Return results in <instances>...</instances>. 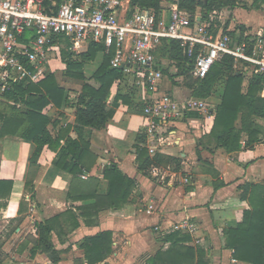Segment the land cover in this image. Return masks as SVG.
Listing matches in <instances>:
<instances>
[{"label":"crops","instance_id":"1","mask_svg":"<svg viewBox=\"0 0 264 264\" xmlns=\"http://www.w3.org/2000/svg\"><path fill=\"white\" fill-rule=\"evenodd\" d=\"M253 2L234 0L230 22L223 24L226 32L231 35L264 32V12L254 9ZM238 5L246 10L237 8ZM173 9L162 7L160 15L168 18ZM86 66L84 74L89 77L99 65L89 73ZM163 78L155 92L139 87L137 103L144 106L163 94L179 103L199 100L183 86L182 77L174 78L175 84ZM66 87L71 90L67 92L71 101L78 87ZM119 87L122 93L127 91L123 83ZM208 101L218 102L214 97ZM208 101L204 102L209 104ZM214 111L215 106L207 111L186 112L166 128L160 134L163 141L158 143L157 151L180 158L181 172L160 170L157 175L151 172V177H147L137 170L134 149L137 136L145 134V118L142 113H129L126 106H119L106 130L93 131L91 135L90 151L95 163L86 179L81 176L73 179L53 167L54 153L45 149L43 161L32 177V193L25 188V181L29 177L28 160L34 151L33 144L16 137L0 139V181L12 183L5 207L0 206V260L3 264H86L84 251L80 249L83 240L111 233V252L97 264H146L166 247L164 238L178 233L189 237L185 246L201 250L207 264H245L234 260L232 251L226 247L224 232L235 227L248 209L247 202L240 200L241 187L264 185V137L251 148L235 153L215 148L214 142L208 141ZM74 112L72 107L61 110L48 107L45 113L56 123L49 131L56 135L72 126ZM257 122L264 126V121ZM69 137L75 138L73 131ZM112 164L134 181L128 202L121 209L101 211L88 225L77 218L78 225L74 226L70 215L77 216L78 207L93 204V176L98 182L95 194L106 195L108 183L102 172ZM3 202L0 200V204ZM47 220H54L52 255L32 251L38 239L36 226ZM182 220L194 223L197 229L194 235L171 231Z\"/></svg>","mask_w":264,"mask_h":264},{"label":"trees","instance_id":"2","mask_svg":"<svg viewBox=\"0 0 264 264\" xmlns=\"http://www.w3.org/2000/svg\"><path fill=\"white\" fill-rule=\"evenodd\" d=\"M161 2L131 0L132 5L152 9L157 16L162 10ZM172 4L186 15L191 25L197 18L204 22L210 13L235 6L234 0H172ZM253 8H264V0H254ZM218 29L213 30V36ZM241 29L244 30L243 27ZM223 32H226V28H223ZM154 52L176 69L175 73L162 70V77L168 78L173 84L176 83L173 82L174 78L182 77L183 86L191 91L195 99L208 101L217 98L213 124L208 135V141L214 142L215 148L230 154L260 142V138L264 137V126L257 121H264V98L260 96L264 75H251L244 87L242 71L234 68L230 57H224L210 68L204 78L194 79L191 75L193 58L185 55L179 41L164 39ZM98 54L102 57L101 63L86 77L85 66L92 64ZM60 58L63 64L60 81L55 73L50 72L37 84H19L0 96V139L16 137L34 146L28 160L29 177L25 181V188L31 193L32 177L43 161L45 149L54 153L51 160L53 167L71 175L73 179H79V176L91 172L95 163V157L90 151L93 131L104 132L119 106H126L129 113H142L143 104L136 101V89L128 88L127 76L121 69L111 68L110 55L104 53L101 44L90 43L87 50L79 54L71 52L66 44V48L60 50ZM122 83L127 87L125 93L119 89ZM67 85L78 87V90L73 91L75 98L71 101L67 96V92L71 91ZM48 107L56 110L74 108V124L53 135L49 127L56 123L45 113ZM70 131L75 134L74 139L69 137ZM146 139V134H139L134 145L139 173L151 177L154 168L181 172L180 158L159 153L150 156ZM155 144L152 142L149 145ZM102 177L108 183L106 195L95 194L98 182L93 176V204L78 207L77 216L70 215L74 226L78 225L77 218L88 225L92 223V217L96 218L101 211H115L128 202L134 188L133 180L123 175L114 164L106 167ZM11 184L9 181H0V200L4 201L1 207L6 205ZM240 200L247 202L248 209L243 212L235 227L225 230L226 247L232 251L234 260L240 263L264 264V185L242 186ZM54 220L36 226L38 239L32 248L33 252L40 250L45 254L55 253L51 242ZM163 241L166 247L149 258L146 264H207L201 250L185 246L184 243L189 241L187 235L174 233ZM111 244V233L85 238L80 249L84 251L86 264H97L106 259L111 252ZM0 264H3L2 260Z\"/></svg>","mask_w":264,"mask_h":264},{"label":"built area","instance_id":"3","mask_svg":"<svg viewBox=\"0 0 264 264\" xmlns=\"http://www.w3.org/2000/svg\"><path fill=\"white\" fill-rule=\"evenodd\" d=\"M213 15L216 12H212ZM214 17L192 25L174 8L168 18L152 9L132 5L131 0H0V96L19 84H37L49 71V52L63 41L75 54L90 43L101 44L110 55L109 64L136 79L138 88L153 92L163 80L154 67L153 51L164 39L176 40L187 57L193 58L191 75L202 79L224 57L235 69L264 75V32L230 35L218 29L213 36ZM264 98V85L260 93ZM207 111L202 100L177 102L163 94L144 104L145 134L150 156L163 141L160 134L189 111ZM157 175L160 170L152 169ZM86 179V174L81 175ZM196 226L182 220L172 228L194 235Z\"/></svg>","mask_w":264,"mask_h":264},{"label":"rangeland","instance_id":"4","mask_svg":"<svg viewBox=\"0 0 264 264\" xmlns=\"http://www.w3.org/2000/svg\"><path fill=\"white\" fill-rule=\"evenodd\" d=\"M161 4H163L162 5L163 8H173L172 1L162 2ZM236 7L246 10V8H243L240 5H238ZM232 9L233 8L225 7L223 9H221L220 11H215L216 12L215 15L210 13V15H212L214 17V23H213V28H212L211 33L213 32V30H215V28L216 29H218V28L223 29V24L230 22L231 13L229 11H231ZM260 9L262 10V12H264V8H260ZM63 42L64 43H62L57 49L50 50V52H49V65H50V67H49L48 73H50V72L55 73L56 77L59 81H60V73H61L62 68H63V64H62L61 58H60V50L65 49L66 44H68V42L66 40H64ZM101 58H102L101 55L98 54L96 59H95V62L92 64H88L86 66L87 73H89V71H92L93 68H95L99 65ZM153 64H154V67L161 72V74H162V70H168V72H172V73L175 72L173 65L170 62H168L167 60L162 59L159 56V54H157L156 52L153 53ZM242 72L244 74L243 86L245 87L248 83L249 78H250V71L248 70L246 72H244V71H242ZM126 84H127L128 88L136 89V93L138 92V85L136 84V79L127 76ZM214 99L217 100L216 97H214ZM208 102H209V104L207 103L208 104L207 106L209 108L214 107L217 104L215 101H214V103L212 101H208ZM4 104L6 105V103H4ZM9 104H10V102H9Z\"/></svg>","mask_w":264,"mask_h":264}]
</instances>
